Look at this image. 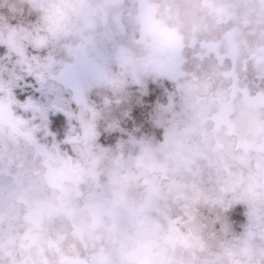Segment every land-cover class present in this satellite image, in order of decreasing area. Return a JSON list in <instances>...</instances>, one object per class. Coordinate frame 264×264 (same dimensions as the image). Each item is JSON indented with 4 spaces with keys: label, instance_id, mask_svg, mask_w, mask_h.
<instances>
[{
    "label": "rangeland",
    "instance_id": "obj_1",
    "mask_svg": "<svg viewBox=\"0 0 264 264\" xmlns=\"http://www.w3.org/2000/svg\"><path fill=\"white\" fill-rule=\"evenodd\" d=\"M199 223L264 264V0H0V264H187Z\"/></svg>",
    "mask_w": 264,
    "mask_h": 264
},
{
    "label": "trees",
    "instance_id": "obj_2",
    "mask_svg": "<svg viewBox=\"0 0 264 264\" xmlns=\"http://www.w3.org/2000/svg\"><path fill=\"white\" fill-rule=\"evenodd\" d=\"M12 89H9V92L12 91ZM3 91L5 93L8 92L7 88H5V90L3 89ZM7 128L10 129L11 132L14 134V130H13L12 124L10 126H7ZM15 135H16V139H18V137L20 138V136H21V134H19V132L18 133H15ZM13 139L15 140V138H13V136H11L10 142L14 141ZM71 172L73 173V170L72 169H71ZM227 198H229V197H227L226 195L223 196V197L222 196L211 197L210 203L211 202H216V201H218L219 203L217 204V206H214L211 203V205H213V206H207L206 208H210L215 213H217L218 211H220L221 208H223V206H225V203L224 202H227L228 201ZM242 210H243V208L240 205L234 204V205H231L230 206V208H229L228 211H224V212L226 214H228L229 212H231V215H228L229 218L234 223H237L235 220L242 221V219L245 218V214L243 213ZM193 218H194V216H190L188 218V220H192ZM219 219L221 221L222 220L225 221V219L223 217H214V218L211 219L212 226H216L218 229H219V226L217 224H219L218 223L219 222ZM212 226H211V231L208 232V234L214 233V227H212ZM176 227L178 228L177 230L181 231V226L180 225H176ZM204 227H200V223H199V226L198 227H194L197 230H191V231L185 230V232L187 231V233L190 234V236H195V238H198L199 237V241L198 242L197 241H194V240H190L191 242H187V241H184L183 242L182 241L183 240L182 234L181 233H177L178 240H179V242H181L183 244V248L185 250L183 252L188 255V259H187L188 262H187V264H205V259H207L206 258V254H208V253L205 254L204 251L207 250V248L200 241L201 240V237L200 236H202V235H204L206 233V231H200ZM201 253L203 255L202 256H199ZM212 254H214V252H212ZM208 255H211V252H209ZM195 257H197V258L195 259ZM84 259L88 263L91 262V257H88L87 256V258L85 257ZM179 262L180 263H184V262L180 261V258H179Z\"/></svg>",
    "mask_w": 264,
    "mask_h": 264
}]
</instances>
